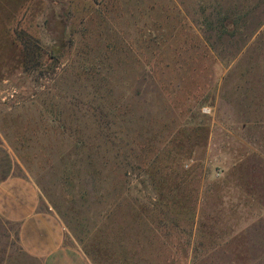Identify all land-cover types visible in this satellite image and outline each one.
Returning a JSON list of instances; mask_svg holds the SVG:
<instances>
[{"label":"rangeland","instance_id":"1","mask_svg":"<svg viewBox=\"0 0 264 264\" xmlns=\"http://www.w3.org/2000/svg\"><path fill=\"white\" fill-rule=\"evenodd\" d=\"M0 141L90 264H264V0H0Z\"/></svg>","mask_w":264,"mask_h":264},{"label":"crops","instance_id":"2","mask_svg":"<svg viewBox=\"0 0 264 264\" xmlns=\"http://www.w3.org/2000/svg\"><path fill=\"white\" fill-rule=\"evenodd\" d=\"M17 166L13 149L0 141V219L15 227L19 245L5 264H90L81 249L65 244V227L40 208L39 189Z\"/></svg>","mask_w":264,"mask_h":264}]
</instances>
